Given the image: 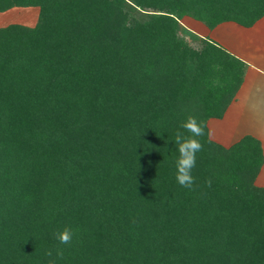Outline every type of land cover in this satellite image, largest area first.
<instances>
[{
  "label": "trees",
  "instance_id": "trees-1",
  "mask_svg": "<svg viewBox=\"0 0 264 264\" xmlns=\"http://www.w3.org/2000/svg\"><path fill=\"white\" fill-rule=\"evenodd\" d=\"M17 7L40 16L0 28V264H264L262 143L208 126L243 62L180 35L186 16L252 27L264 0H0ZM189 116L207 125L192 190L174 143Z\"/></svg>",
  "mask_w": 264,
  "mask_h": 264
},
{
  "label": "crops",
  "instance_id": "crops-1",
  "mask_svg": "<svg viewBox=\"0 0 264 264\" xmlns=\"http://www.w3.org/2000/svg\"><path fill=\"white\" fill-rule=\"evenodd\" d=\"M206 38L244 64L242 83L224 116L208 122L212 139L228 147L252 135L264 149V17L252 27L222 23ZM256 184L264 187V167Z\"/></svg>",
  "mask_w": 264,
  "mask_h": 264
},
{
  "label": "clouds",
  "instance_id": "clouds-1",
  "mask_svg": "<svg viewBox=\"0 0 264 264\" xmlns=\"http://www.w3.org/2000/svg\"><path fill=\"white\" fill-rule=\"evenodd\" d=\"M206 127L205 122L198 121L194 116H189L175 132L174 143L179 153L176 160V180L185 189L192 190L195 184L192 170L196 167L197 153L203 150V144L198 138L205 135ZM207 184L211 186V180L207 181ZM54 236L60 244L69 245L73 239V232L70 228H65L62 232L55 233ZM45 255L51 258L53 252L49 250ZM56 257L62 259L63 252L57 250ZM49 264H55V260L50 259Z\"/></svg>",
  "mask_w": 264,
  "mask_h": 264
},
{
  "label": "rangeland",
  "instance_id": "rangeland-1",
  "mask_svg": "<svg viewBox=\"0 0 264 264\" xmlns=\"http://www.w3.org/2000/svg\"><path fill=\"white\" fill-rule=\"evenodd\" d=\"M31 9H22L17 7L16 9L7 10L4 13H0V28H4L8 25L12 24H22L26 26L34 27L39 23L40 9L35 7H29ZM36 9V10H35ZM233 22V21H228ZM225 23V22H224ZM181 25L183 28L180 30V35L185 39V41L189 44L196 45V47H202L203 43L201 42L202 38H206L209 36V31L211 32L213 29L208 27L204 22L197 20L192 16H186L183 20H181ZM209 29V30H208ZM212 37V34L211 36ZM213 38V37H212ZM214 39V38H213ZM223 67L225 65L223 64ZM234 68L233 77H235L232 81L234 84L241 83L243 80V68L240 69ZM244 67V64H243ZM228 69L226 70V72ZM240 72H243V75H240ZM217 84L225 83L222 77L217 78Z\"/></svg>",
  "mask_w": 264,
  "mask_h": 264
}]
</instances>
